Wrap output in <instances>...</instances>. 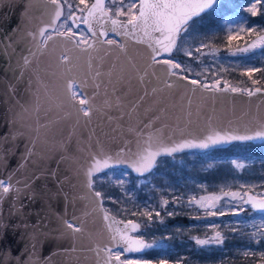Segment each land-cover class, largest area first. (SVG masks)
<instances>
[{
  "label": "water",
  "instance_id": "95a60500",
  "mask_svg": "<svg viewBox=\"0 0 264 264\" xmlns=\"http://www.w3.org/2000/svg\"><path fill=\"white\" fill-rule=\"evenodd\" d=\"M51 18L52 6L47 0H0V40H6L7 37L16 40L14 52L9 49L5 54L0 50V135H7L9 130L24 133L22 137L17 136L15 141L9 142L14 147L0 164V180L9 181L11 177V184H16V181L22 184L36 171L37 166L44 169L45 173L55 172V177L47 176L41 182H65V190L69 195L74 199H83V206L89 216L96 217L94 221L101 223V232L113 237L118 235L116 229L125 231L129 220L116 218L104 205L103 196L102 199L95 197L98 191L93 185V177L111 167L124 168L138 175L126 163H119L116 159L122 148L127 147L133 153L138 150L137 137L129 131L130 127H136L142 120L146 121L155 115L160 119L155 121L154 129L159 130L157 135L165 145L185 141L199 143L209 136L221 138L215 144L208 141V148H184L176 153L225 147L235 141H264V138L246 141L227 139L231 136L254 135L264 125V93L249 97L243 92L209 91L201 85H191L187 80L170 76L167 65L154 64L151 50L146 44L125 37H120L123 51L116 46L119 51L104 47L100 55L93 59H85L76 52L77 55L69 57L70 62L61 63L60 55L69 54L68 45L71 43L53 35L46 47L39 44V30ZM27 32L37 33V39L33 41L27 37ZM28 49H32L36 55L30 57L31 63L23 69V76L20 77V66L23 65L21 57L28 55ZM163 58H167V54L158 57ZM97 68L102 72L101 79L105 83L109 79L114 82L119 79L116 94L122 97L124 111L141 96L144 97L138 115L133 114L131 120L125 116L123 121H118L116 118L119 113L104 107L105 88L94 87ZM74 81H77L87 97L92 98L94 107L98 109L89 123L84 119L77 122L75 110L70 106L64 110L50 100H40L34 96L29 99L34 92L53 88H61L68 98L69 85ZM169 82L171 88L167 87ZM224 84H220V87ZM10 85L14 87L15 94L10 91ZM257 87L261 86L252 89ZM107 91L112 92L111 86ZM68 112L72 115L67 116ZM109 116L112 120H109ZM40 125H47V128ZM37 129V164L19 168L25 145L29 139L37 136ZM93 157L100 161L98 165ZM104 157H112L107 161V167L104 166ZM90 168L93 170L91 188L88 186ZM246 192L254 199L262 198L252 190ZM105 216L110 219L106 220ZM136 224L139 225V222ZM129 228L130 225L126 232L130 239L145 243L142 237L129 235Z\"/></svg>",
  "mask_w": 264,
  "mask_h": 264
},
{
  "label": "snow or ice",
  "instance_id": "6c2138e0",
  "mask_svg": "<svg viewBox=\"0 0 264 264\" xmlns=\"http://www.w3.org/2000/svg\"><path fill=\"white\" fill-rule=\"evenodd\" d=\"M52 6V18L50 22L39 30L40 46L46 47L49 40L53 39V35L60 37L69 43L73 44L77 49H81L84 52L95 50L97 45H107L109 47L116 46L122 51L124 50L123 44L114 38H109L110 33L116 37H125L136 40L138 43L146 44L151 50V61L154 64L167 65L170 76L177 77L179 79L187 80L191 85H201L204 89L212 91H231L233 93L243 92L249 97L256 95L257 93H264V88H246L239 89L236 87H230L227 83L220 87V82L217 80L214 84L209 85L207 82H203L198 79H189L188 75H182L183 73H189L191 70L182 67V63L174 60L172 57L173 50L179 51L185 43H188L189 37L193 36V30L199 19H202L203 15H210L218 10L219 0H78V3H70L69 0H47ZM264 4V0H252L250 7L245 11L250 13L251 16H256L259 12L258 5ZM65 9L67 14H65ZM235 15V14H234ZM57 23L63 31L57 29ZM81 25L85 26L83 31H80ZM247 19H239L236 23V27L233 28L231 24L225 22L224 29L227 33V41L231 44L234 40H239L241 34H253L255 29L246 27ZM27 37L33 41L37 39V33L27 32ZM16 44V40L12 37H7L6 40H0V50H3L7 54L9 49L15 51L13 47ZM257 44L264 46V36L249 44L245 48H238L237 51L241 53L251 52L257 47ZM205 48H210L209 44L200 42L198 47H189L185 50L184 54L190 58L198 59L200 56H204L206 53L202 51ZM167 54V58L158 59V57H164ZM235 54V53H233ZM36 53L32 49H28V55L21 57L23 65L20 66V77L23 76V69L31 63L30 57L35 56ZM61 63L70 62V58L67 55H62ZM255 72H264V69L249 67L246 68L244 73L249 78L253 76ZM102 72L97 68L94 77V87L100 89L102 86L105 88V101L104 107L107 109H115L119 115L116 118L118 121H123L127 116L129 120L133 118V114H139L138 109L144 97L141 96L139 100L132 103L127 111H124L125 105L123 104L122 97L117 95V84L119 79L115 82L109 79L106 83L102 77ZM199 75V74H198ZM253 84L259 83L258 80L253 79ZM111 86L112 92L109 93L107 88ZM167 87L171 88L172 84L169 82ZM10 91L15 94L13 86H9ZM70 96L67 98V104L75 110L77 116V122L80 119H84L86 123L91 122L92 116L98 111L94 107L91 97H87L83 92L77 91L71 84L69 85ZM61 107V105H57ZM67 116H71L72 113H66ZM112 120V117H108ZM159 116L153 115L146 121H141L140 125L136 127H130L129 131L134 133L137 137L138 150L131 152L127 147L122 148L117 153L116 159L119 163H126L132 171L139 176H145V174L151 173L153 168L157 164V158L160 156H172L174 153L183 150L184 148H208L209 142L212 144L220 142V137L216 139L209 136L206 140L195 143L192 141H185L180 144L165 145L163 144L159 136L157 135L158 129H154L155 121L159 120ZM40 127L47 128V125H40ZM37 129V136L29 139V143L25 145L24 153L21 155L19 168L32 164L36 165L39 159V151L37 147V141L39 139ZM115 131V129H113ZM24 133L20 131L13 132L9 130L7 135H0V164L3 163L5 156L12 152L14 145L10 144V141H15L17 136H23ZM257 138H264V125H261L254 135H242L231 136L227 139L232 140H253ZM143 142V143H142ZM7 145V147H5ZM127 153V154H126ZM104 166L107 167V161L112 157H104ZM96 165L100 161L93 157ZM236 168H243L244 165L236 161L232 162ZM211 166V165H210ZM92 174L93 170L90 168L88 171L89 188L92 187ZM47 176H56L55 172L45 173L44 169L37 166L35 172H33L27 180L23 183L24 194L29 200V204L35 201L33 185L38 184L42 180H46ZM123 173L120 176L115 177V182L119 186L123 187L125 180L122 178ZM9 181L0 180V202L4 200L6 194L10 191L16 192L17 195L21 192V188L16 185L20 184V181H16V184ZM58 180V178H57ZM61 185L57 189V193L63 191V182L58 180ZM243 187V186H241ZM262 198L254 199L248 192L241 194L240 192H223V196H201L199 200L195 197L189 200V204L197 203L200 207L207 210V214L210 216H224L227 213L218 208L217 204L221 199H230L233 203L230 211L233 215H239L244 211V205H251L253 209H257L264 212V193L260 194ZM95 197L102 199L100 192H95ZM67 198V197H66ZM167 205L168 201H163ZM25 206L21 204L20 208H16L15 203H12L11 207L5 215V210L0 206V264H29L24 259L25 255L29 258L31 254L35 253L36 243L31 245L32 253H29V248L26 245L23 252L19 248H13V244L16 243L15 236L19 235L20 225H24L25 232L28 231V224L23 219L25 212L23 208ZM135 215V213H132ZM142 216L147 217L148 220H152L153 215L159 217L160 213L154 209H147L141 212ZM171 215V213H169ZM105 219H110L105 216ZM20 223H16V221ZM67 230L72 233L80 232V226L74 224L69 220L63 221ZM131 226V230L135 231L139 225L133 221H127L125 225V231L116 229L118 235H113L112 240L116 242V246H121L122 251L115 252L113 248L105 247L104 249L97 250V255L101 252L105 253L103 256L104 264H151L147 260H122L121 256L124 252L128 251H141L143 248H151L155 245L145 244L141 240L130 239L127 236L126 229ZM111 227V224L109 225ZM215 227V225H214ZM38 226H33V231H37ZM259 233L264 236V218L259 226ZM255 235V234H254ZM35 240V236L32 237ZM121 241L123 245H121ZM38 242V241H37ZM222 243L220 233L217 232L216 236L211 239H197L195 241L198 245H207L209 243ZM135 245V247H134ZM19 253V254H16ZM250 253L245 252L247 256ZM261 258L264 259V253L261 254ZM159 264H167L165 260L159 261Z\"/></svg>",
  "mask_w": 264,
  "mask_h": 264
},
{
  "label": "rangeland",
  "instance_id": "374dc122",
  "mask_svg": "<svg viewBox=\"0 0 264 264\" xmlns=\"http://www.w3.org/2000/svg\"><path fill=\"white\" fill-rule=\"evenodd\" d=\"M228 1L219 0L218 10L212 16L223 13ZM69 2L72 3V0ZM239 3L245 10L250 7L252 0H240ZM258 9L259 12L264 10V4L258 5ZM238 20L235 18L225 22L235 28ZM225 22L221 21L217 27H212L206 20L199 19L188 43L179 51H173L171 58L191 70L189 77L209 85L217 80L220 84H232L233 74H243L246 68L264 65V53L256 52L260 44L248 53L237 51L264 36V26L252 24L256 30L253 36H241L230 47L215 46L212 39L215 35L224 33L227 37L226 31L222 30ZM201 41L210 45V48L202 50L206 53L204 56L196 59L184 54L189 47H198ZM211 149L160 156L151 173L145 176L135 175L124 168L111 167L95 174L93 185L102 194L107 209L140 220L144 232H147L148 244L155 245L151 249L156 263L165 260L167 264H232L231 257L247 252L250 253L248 261L252 260L251 257H259L256 264H264L261 258L264 236L259 233L264 212L244 205V211L233 215L230 211L233 202L227 198L217 204L227 213L224 216H210L199 204H189L193 197L199 200L201 196H223V192L243 194L252 190L257 194L264 193V158L257 160V165L252 167L250 162L224 156L220 150L213 153ZM233 161L244 167L236 168ZM121 173L125 180L123 187L115 182V177ZM165 200L168 201L167 205L163 203ZM146 208L158 211L159 217L153 215L152 220H148L142 216L141 212ZM177 215L185 218L175 219ZM217 232L222 243H195L197 239H211Z\"/></svg>",
  "mask_w": 264,
  "mask_h": 264
},
{
  "label": "flooded vegetation",
  "instance_id": "af4514ba",
  "mask_svg": "<svg viewBox=\"0 0 264 264\" xmlns=\"http://www.w3.org/2000/svg\"><path fill=\"white\" fill-rule=\"evenodd\" d=\"M89 2H91V0H89ZM72 3L76 4L78 0H72ZM56 27L58 30L63 31L59 23H57ZM84 29L85 26L81 25L80 31ZM109 38H114L121 44L123 43L120 37H116L111 33ZM104 47L108 48L109 46L97 45L95 50L84 52L70 44L68 45L69 54L63 53L60 57L62 55H67L72 58L77 55L76 52H78V55L83 56L85 59H93L100 55ZM111 47L114 48L115 51L118 50L115 46ZM72 86L77 91L83 92L77 81H74ZM32 96L40 100H50L49 102L61 105L64 110L69 106L67 104V98L64 96L61 88L45 89L42 92H34L30 95V100ZM64 183L62 185L63 191L59 193H57V189L61 187V185L58 182L40 181L38 184L33 185L36 199L31 204H29V200L24 194L23 183L17 185L18 188H21L19 195L11 191L8 193L9 196H6L8 194L5 195L4 200L0 202V206L5 210V215H7V211L12 203H15L16 208H20L21 204H23L25 206L23 208L25 212L23 219L29 226L28 231L25 232L24 225H20L19 235L15 236L16 243L12 246L13 248H19V250L23 252L27 245L29 253H32L31 245L36 243L35 253L31 254L30 258L28 255L24 257L29 264H104L103 256L105 253L101 252L100 255H97V250L109 247L113 248L115 252H120L122 251V247L116 246V242L112 240V235L101 232V223L94 221L96 217L89 216L83 206L84 200L72 198L68 191L65 190L67 185ZM48 189H53V191H49ZM10 195H15L16 197ZM113 215L121 220H134L135 223L139 222V229L137 228L135 231H132L131 228L128 229L129 235L134 237L140 236L145 240V244H148V235L147 232H144L140 220L135 217L123 216L114 212ZM64 220H69L80 226L81 231L75 233L70 232L65 228L63 223ZM16 223L20 222L17 220ZM33 226H38V230L33 231ZM33 236H35V240L32 239ZM121 245H123L122 241ZM121 259L131 261L147 260L150 261L151 264H159L154 262L153 250L151 248H143L141 251L124 252Z\"/></svg>",
  "mask_w": 264,
  "mask_h": 264
},
{
  "label": "trees",
  "instance_id": "16d2710c",
  "mask_svg": "<svg viewBox=\"0 0 264 264\" xmlns=\"http://www.w3.org/2000/svg\"><path fill=\"white\" fill-rule=\"evenodd\" d=\"M239 2L240 0H230V2L228 1V5L226 6V8L223 9V13L213 16H212L213 13L210 15H203L201 20H206L207 23L212 27H217L221 21L225 22L229 19L246 18L247 19L246 27L252 28V24H256V23L259 24V26H264V10L259 12L256 16H251L250 13H247L245 10H242L241 8L242 3ZM241 36L249 37V36H253V34L242 33ZM212 39L215 46L221 45L223 47H230L232 44L234 45L233 41L231 42V44L228 43L226 34L224 33L222 34L219 33L215 35ZM256 52L257 53L260 52L261 54L264 53V46L259 45L258 48L256 49ZM175 58L177 59V56ZM258 68L264 69V65H261ZM183 74L190 75L189 73H183ZM253 79L258 80L259 83L253 84L252 83ZM222 83L223 82H221V84ZM232 85L234 87H240L242 89L253 88L255 86L264 87V72H255L252 78H249L245 74H240V72L233 74ZM218 150L222 151L224 153V156L230 158L234 157L238 160L240 159L247 163L250 162L253 167L257 165L256 163L257 160H262L264 158L262 157L264 154V141H259V142L235 141L228 146L216 147L211 149L213 153L217 152ZM174 218L184 219L185 217L177 215ZM249 257H250L249 255L245 256L244 253H241L238 256L231 257V262L232 264H252L251 262H253V264H256V262L259 261V257L257 258L251 257L252 260L248 261L247 258Z\"/></svg>",
  "mask_w": 264,
  "mask_h": 264
}]
</instances>
